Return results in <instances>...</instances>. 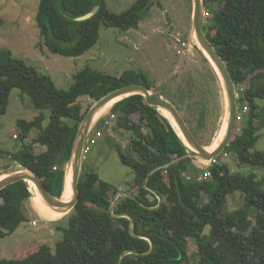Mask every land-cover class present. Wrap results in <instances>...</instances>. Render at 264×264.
Returning <instances> with one entry per match:
<instances>
[{
	"label": "trees",
	"instance_id": "1",
	"mask_svg": "<svg viewBox=\"0 0 264 264\" xmlns=\"http://www.w3.org/2000/svg\"><path fill=\"white\" fill-rule=\"evenodd\" d=\"M204 2L210 13L204 18L205 32L226 62L237 92L249 81L244 97H238L239 111L247 103L248 120L222 153H234L241 165L264 169V151H252L259 139L254 123L261 113L257 99H264V0ZM153 5L154 0H134L117 12L109 8L107 0H61L59 7L55 0H41L37 13L40 44L55 54L82 55L97 43L102 25L124 31L138 28ZM94 9L89 19L76 20ZM3 24L0 16V28ZM203 58L209 62L204 54ZM132 83L153 88L143 71L129 69L112 75L86 65L74 74L67 89L58 90L49 75L0 45V112H5L15 88L20 90L21 100L29 98L39 110L34 119H17V138L24 139L34 128L39 133L32 144L23 142L11 152L12 159L34 170L46 188L61 197L79 126L92 106L84 110L79 98L85 95L97 101ZM159 92L179 110V103L186 104V114L180 111L200 141L192 122L197 121V128L207 124L210 96L197 98L189 81L178 86V103ZM215 98L220 118L218 88ZM46 111L49 116L44 125ZM111 115L119 129L130 132L131 139L126 147L111 136L107 142L132 169L138 188L119 196L112 208L119 189L94 169L85 174L84 161L80 198L68 213V225L58 227L63 236L55 248L33 242L26 245L25 256L0 257V264H185L190 262L191 240L198 248V264H264V186L256 173L233 171L219 161L220 154L208 167L211 176L200 177L206 169L196 163L197 158L186 156L190 149L173 123L142 94L115 102ZM106 120L101 117L93 129L100 134ZM36 143L46 149L36 153ZM236 192H241L244 202L228 211V196ZM30 197L25 180L0 189V238L25 220L23 205ZM208 226L211 236L205 232Z\"/></svg>",
	"mask_w": 264,
	"mask_h": 264
},
{
	"label": "rangeland",
	"instance_id": "2",
	"mask_svg": "<svg viewBox=\"0 0 264 264\" xmlns=\"http://www.w3.org/2000/svg\"><path fill=\"white\" fill-rule=\"evenodd\" d=\"M40 1L0 0V16L4 19V24L0 28V45L3 48L11 50L16 57L35 67L40 73L49 75L58 90L67 89L73 82L74 74L86 65L112 75H120L129 69L143 71L149 78L152 90L169 94L177 103L178 86L189 81L198 95L208 94L211 98L212 106H210L207 124L203 128L196 127V120L192 124L201 137L200 142L209 149L213 148L226 124L228 108L224 88L218 78L220 114L222 115L219 118V106L214 97L216 82L213 71L215 70L210 62L204 60L203 53L192 36L193 0H154V5L140 21L138 28L124 31L102 25L97 43L79 56L55 54L45 45L40 44L42 36L37 24ZM55 1L59 7L61 0ZM133 2L134 0H107L109 8L117 12L127 9ZM205 23L203 21L204 25ZM178 37L182 41L191 43L193 56L186 54L189 48L177 42ZM248 86L249 81H245L240 86L241 92L238 95L244 97ZM79 101L84 110L96 102L85 95L81 96ZM257 102L261 113L254 119V123L259 129V139L252 151H264V99H257ZM246 104L244 102L243 111H238L234 134H239L248 120ZM179 106L180 110L186 114V104L179 103ZM38 113L39 110L34 107L29 98L21 100L18 88L12 90L8 107L4 113L0 112V176L23 167L12 159L11 152L19 149L23 142L32 144L39 130L34 128L24 139L17 138L20 135V129L16 121L19 118L34 119ZM46 114L44 125L48 123L49 111H46ZM101 117L107 120L99 134L93 128ZM101 117L93 124L85 143L83 162L85 161L86 167L83 172L86 174L94 169L103 179L116 185L119 191L131 194L138 188L134 184L135 174L130 167L121 162L119 154L111 149L107 142V137L111 136L126 147L131 139L130 132L117 127L116 117L110 116V109ZM33 149L39 153L45 150L46 146L36 143ZM219 161L229 164L233 171L256 173L257 179L264 186L263 168L241 165L234 153H221ZM196 163L207 166L212 163V160L203 162L201 159H196ZM68 173H70V166L67 167V175ZM34 190L30 189L31 197L23 205L25 220L14 232L0 238V257L2 258L25 256L26 245L33 242L47 243L54 249L63 236L62 230L58 227L68 225V213L55 219L45 217L34 207V198L41 195L38 190L36 193ZM243 202L241 192H236L228 196L227 210H234ZM205 232L209 236L212 235L210 226ZM197 251L196 244L191 240L188 249L191 256L190 262L185 264H198Z\"/></svg>",
	"mask_w": 264,
	"mask_h": 264
},
{
	"label": "water",
	"instance_id": "3",
	"mask_svg": "<svg viewBox=\"0 0 264 264\" xmlns=\"http://www.w3.org/2000/svg\"><path fill=\"white\" fill-rule=\"evenodd\" d=\"M205 7L204 0H193V16H192V36L193 40L200 49L204 56L209 60L214 62L216 69L215 73L219 78L220 83L222 84L226 96L227 101V119H226V130L223 135V138L214 149H209L204 146L198 138L195 136L185 117L181 113V111L177 108V106L163 94L158 91L152 90L143 84L132 83L128 85H124L119 87L110 93L106 94L99 100H97L88 110L85 118L79 126L78 133L75 138V142L73 145L71 160L69 163L70 172H71V188H72V197L69 201H63L62 195L61 197H57L53 195L45 186L42 178L31 168L22 167L18 170H13L10 173L3 174L0 176V189L5 186L14 183L18 180H25L28 182L34 183L38 192L41 194L42 198L46 202V204L60 212L69 213L77 204L80 198V175L82 171L83 158H84V148L87 137L95 123V119L99 112L110 102L116 99H123L132 94H142L145 97L146 102L154 107H157L166 110L170 113L171 117L175 120L177 124L176 130L179 135L183 138L186 145L189 147V152L186 156L195 157L201 159L203 161L213 160L215 157L220 155L226 147L230 144L234 130L236 127V120L239 111L238 106V92L236 89V85L234 79L230 73V70L220 55V53L216 50L210 39L207 37V34L204 29V17L203 11ZM97 9V8H96ZM96 9L76 17V20H86L92 17ZM212 64V63H211ZM118 100V101H119ZM150 175V174H149ZM148 175V177H149ZM147 177V179H148ZM147 180L145 181L146 184ZM129 195L124 192L119 191L112 203V208L115 205L119 196Z\"/></svg>",
	"mask_w": 264,
	"mask_h": 264
},
{
	"label": "bare ground",
	"instance_id": "4",
	"mask_svg": "<svg viewBox=\"0 0 264 264\" xmlns=\"http://www.w3.org/2000/svg\"><path fill=\"white\" fill-rule=\"evenodd\" d=\"M202 51V50H201ZM203 53H206L205 51L203 52ZM206 55L208 56V54L206 53ZM211 63H212V66L216 69V67H215V64H214V62L211 60ZM119 99H116V100H114V101H112V102H110V103H108L100 112H99V114L97 115V117H96V121L98 120V118L99 117H101L104 113H106L107 111H109V109L113 106V104L115 103V102H117ZM159 111H161V113L163 114V115H165V116H167L169 119H170V121L176 126V128H177V124H176V122H175V120L171 117V115H170V113L169 112H167L166 110H163V109H159ZM226 125L227 124H225V126L223 127V129H222V131H221V133H220V135H219V138H218V140L216 141V143L214 144V146H213V148L212 149H214L215 147H217V145L219 144V142L221 141V139L223 138V135H224V133H225V130H226ZM12 163V162H11ZM20 165V164H19ZM9 168V167H8ZM1 178V177H0ZM29 184H30V189L31 190H34L35 191V193L37 192V188H36V186L34 185V183H32V182H29ZM72 188H71V172L70 173H68V175H67V178H66V184H65V188H64V191H63V193H62V200L63 201H69L70 199H71V197H72ZM40 195V194H39ZM34 207L37 209V210H39V212L41 213V214H43L45 217H50V218H53V219H55V218H60V217H62V215L64 214L63 212H60V211H58V210H55V209H53V208H51V207H49L48 205H46V202L44 201V199L42 198V196L40 195L39 197H37V198H34Z\"/></svg>",
	"mask_w": 264,
	"mask_h": 264
},
{
	"label": "built area",
	"instance_id": "5",
	"mask_svg": "<svg viewBox=\"0 0 264 264\" xmlns=\"http://www.w3.org/2000/svg\"><path fill=\"white\" fill-rule=\"evenodd\" d=\"M210 15V13H209V11H208V9L206 8V6L204 7V11H203V17L205 18V17H207V16H209ZM177 42H179V43H181L182 44V46H184V47H188V46H190V42H188V41H182L179 37L177 38ZM238 117V116H237ZM213 160H215V159H213ZM212 160V161H213ZM203 161V160H202ZM204 162V161H203ZM211 164V163H210ZM209 164V165H210ZM199 165V164H198ZM209 165H207V166H201V165H199L201 168H204V169H206V171H204L203 172V175H201V177L202 178H207V177H209V176H211V171H210V169L208 168L209 167Z\"/></svg>",
	"mask_w": 264,
	"mask_h": 264
},
{
	"label": "crops",
	"instance_id": "6",
	"mask_svg": "<svg viewBox=\"0 0 264 264\" xmlns=\"http://www.w3.org/2000/svg\"><path fill=\"white\" fill-rule=\"evenodd\" d=\"M182 47V46H181ZM184 47V46H183ZM193 46H188L187 48H189L188 49V53H186V54H189V55H191V56H193L194 55V53L192 52L193 51V48H192ZM203 56V55H202ZM206 61V60H205ZM214 73V72H213ZM215 75V82H216V85H215V89H214V97H215V92H216V88H219L220 87V83L217 81V79H218V77H217V75L216 74H214ZM219 80V79H218ZM159 92V91H158ZM220 92H221V90H220ZM162 94V93H161ZM165 96V95H164ZM195 96L197 97V98H202L203 96H204V94L203 95H198L196 92H195ZM220 99H221V94H220ZM172 101V100H171ZM173 102V101H172ZM174 103V102H173ZM175 104V103H174ZM182 113V112H181ZM222 116V115H221ZM197 160H198V158H197Z\"/></svg>",
	"mask_w": 264,
	"mask_h": 264
}]
</instances>
